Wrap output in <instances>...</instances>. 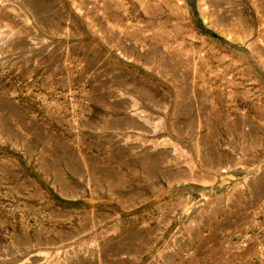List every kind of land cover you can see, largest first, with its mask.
<instances>
[{"label":"rangeland","instance_id":"1","mask_svg":"<svg viewBox=\"0 0 264 264\" xmlns=\"http://www.w3.org/2000/svg\"><path fill=\"white\" fill-rule=\"evenodd\" d=\"M0 264H264V0H0Z\"/></svg>","mask_w":264,"mask_h":264}]
</instances>
